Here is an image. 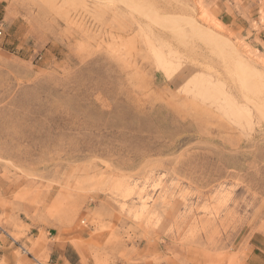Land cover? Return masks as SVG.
<instances>
[{"label":"rangeland","instance_id":"374dc122","mask_svg":"<svg viewBox=\"0 0 264 264\" xmlns=\"http://www.w3.org/2000/svg\"><path fill=\"white\" fill-rule=\"evenodd\" d=\"M252 2L0 0V264L66 241L71 264L245 263L264 232Z\"/></svg>","mask_w":264,"mask_h":264},{"label":"crops","instance_id":"0c3cea01","mask_svg":"<svg viewBox=\"0 0 264 264\" xmlns=\"http://www.w3.org/2000/svg\"><path fill=\"white\" fill-rule=\"evenodd\" d=\"M260 1V0H258ZM242 4L248 7V12L250 14H256L257 8L259 7L257 3H253L252 0H242ZM244 21V20H243ZM264 36V33L260 34ZM52 236H55L56 233L50 231ZM71 235V232H70ZM69 235V236H70ZM66 237L68 235H65ZM69 247L77 255V260L80 261V256L77 249L71 244L70 241H66L64 245L54 242L50 245L51 253L50 258L54 257L52 264H64V262L59 263L58 261H66L68 264H71L69 258L66 255V247ZM244 264H264V232L253 234L250 243H249V252L246 255Z\"/></svg>","mask_w":264,"mask_h":264},{"label":"bare ground","instance_id":"6f19581e","mask_svg":"<svg viewBox=\"0 0 264 264\" xmlns=\"http://www.w3.org/2000/svg\"><path fill=\"white\" fill-rule=\"evenodd\" d=\"M148 2V1H147ZM185 6V5H184ZM189 19V18H188ZM192 21V20H191ZM193 22H195V20L193 21ZM189 23H191L190 21H189ZM165 25V24H164ZM171 25V24H170ZM172 27V26H171ZM195 26H193V28H194ZM174 32V31H173ZM174 33H177V32H174ZM208 33V32H207ZM178 34V33H177ZM206 36H208V35H206ZM177 37V36H176ZM179 37V36H178ZM212 37V36H211ZM209 38V37H208ZM187 39V38H186ZM189 40V39H188ZM214 40V39H213ZM210 42V41H209ZM211 43H212V41H211ZM238 66V65H237ZM241 67V66H240ZM244 67V66H243ZM237 69V68H236ZM239 69V71L238 72H241L242 74L241 75H243V76H245V74H246V72L244 73V70L245 69H242V67L241 68H238ZM245 71H247V70H245ZM249 72V71H248ZM247 72V73H248ZM246 75H250V74H246ZM242 79V78H241ZM241 79H239V80H241ZM242 80H244V79H242ZM246 81V80H245ZM242 82V81H241ZM244 84V83H243ZM248 84V83H247ZM245 85H246V82H245Z\"/></svg>","mask_w":264,"mask_h":264},{"label":"built area","instance_id":"2783aa9c","mask_svg":"<svg viewBox=\"0 0 264 264\" xmlns=\"http://www.w3.org/2000/svg\"><path fill=\"white\" fill-rule=\"evenodd\" d=\"M3 32H4V26L2 21H0V36L2 35Z\"/></svg>","mask_w":264,"mask_h":264}]
</instances>
